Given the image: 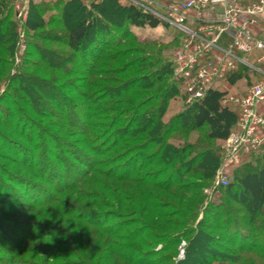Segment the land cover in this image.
Listing matches in <instances>:
<instances>
[{"label": "trees", "instance_id": "16d2710c", "mask_svg": "<svg viewBox=\"0 0 264 264\" xmlns=\"http://www.w3.org/2000/svg\"><path fill=\"white\" fill-rule=\"evenodd\" d=\"M12 2L14 0H0V45L9 44L14 47L18 25L14 21L11 24L8 22L13 14V7H9ZM29 5L30 10L22 27L26 33L35 34L36 39L42 40L43 44L28 45L32 51L28 56L34 57L37 61L27 60L25 64H32L34 69L41 72V75L29 73L30 69L24 67L23 71L16 76V82H14L15 76L13 77L6 91L0 95V102L4 105V108L0 109V124L11 128L17 118L22 122L32 123L35 131L38 129L41 131V136L33 134L30 140L42 142L41 147L37 149L42 148L43 153L50 156L44 160L55 162L58 166H63L65 162L63 156L58 153L70 147L68 155L75 160L74 163L81 164L82 169L76 168L73 171L76 174L74 177H72L73 173L67 169V175L62 184L67 188L76 184L80 185L90 174L101 172L99 171L101 170L100 163L97 160L98 155L102 152L104 154L106 149L111 152L112 149H108L110 147L120 148L121 145L132 142L138 146L137 150L150 151L146 159L147 164L137 163V167L135 166L132 172L127 171L126 168L125 170L122 168L121 173L112 170L103 171L111 185L105 184L102 188L108 191L105 196L107 200L111 198L118 202L123 199L139 207L142 215L148 213L143 221L145 223H142L144 230L155 234L152 239L165 243L164 235H168V232L161 233L159 230L164 225L167 227L172 223L165 222L164 217L157 212L148 211L149 207H146V204L154 195L146 186L151 185L154 189L162 191L179 186V190L183 192L187 189L184 186L186 178H195L194 180L205 182L212 180L223 160L222 149L217 145L210 147L193 143L188 141L187 137L194 131L205 130V138L211 142H223L228 139L240 114L238 107L223 105L224 99L231 92L221 88H211L203 98L189 105L185 104L183 112L171 118L169 122H165L163 117L168 100L176 98L184 100V95L180 91L182 88L180 80L176 76H172L170 80L164 78L172 75L167 58L146 59L145 65L137 69V74L143 72L140 79L135 81L132 79L124 83L120 81L115 89L105 85L97 87L90 81L96 76H102L97 71L99 67L106 66L108 61L117 60L115 55L111 58L109 54H106L110 50V42L107 38L111 33V22L107 21L108 18L118 19L115 23L123 22L127 26L140 28H156L161 24L159 19L144 13L125 0H100L99 2L93 0L90 4L82 0H46L42 4L32 1ZM54 13L59 19L57 23L51 16ZM55 25L63 27L55 36L50 33V30H44L46 26L54 27ZM55 41L59 42L63 49L52 46ZM50 71L53 76L51 75L52 80L48 82L47 77ZM252 73L245 67H239L235 73L227 77V82L233 85L240 79L247 78L250 84L249 79ZM165 80V84L158 86L156 93L150 98L143 99L136 104L129 103V107H119L126 105L125 100L122 99L124 95L136 96L137 89H152ZM77 81L83 82V86L78 85ZM103 82L105 83V80H102ZM102 83L100 82V85ZM129 83L131 87H127ZM42 95L49 97V100L56 104L58 98H61L60 108L50 109L43 103L44 99H39ZM97 95L102 103L95 106L92 101ZM111 96H119L121 99L112 100L109 98ZM155 98L160 99L159 105L148 108ZM109 101L112 103L110 104ZM146 107L148 109L144 110ZM27 109L33 110L34 114L40 112L44 116L53 115L57 119L54 121L57 125V133L53 134V131L48 130L46 127L49 126L48 123L37 125V121L32 118ZM77 116V120L68 119ZM28 124L23 123V126L28 128L30 125ZM58 128L59 130L66 129L67 135L71 138L76 135L84 138L69 143L67 138L60 136ZM66 133H64L65 136ZM176 133L184 134L186 139L175 137ZM0 139L3 143L17 144L12 137L1 131ZM55 140L60 145L56 146ZM97 140L101 143L98 144ZM177 141H179L178 144ZM16 147L18 148L17 145ZM261 149H264V146ZM24 151L29 154L33 163L35 159L33 152L29 149ZM152 164H162L160 169L153 172L157 183L137 177L139 168H147ZM7 168L0 163V193L15 198L18 194L17 190L24 189V186L31 183ZM167 171L169 175L165 178L164 185L158 183ZM19 178L23 181H16ZM113 184L116 186L114 187ZM124 184H131L132 190L128 191L127 185L124 186ZM111 186L115 191L110 188ZM38 187L39 185H35V188ZM223 190L229 199H217L204 207V216L200 221L202 228L191 230L193 233L189 239L187 255L179 264H264V156L257 158L251 156L248 161L240 165L235 170L233 181L224 186ZM22 197H30L29 191L24 189ZM42 202L45 203L46 200ZM102 202V204H108L106 201ZM150 206L153 208L152 205ZM171 206V204L167 205L169 208H174L177 212L176 216L180 217L181 213L178 214L176 206ZM187 206L185 204L183 208L187 209ZM209 208L215 212V215L207 211ZM60 209L62 213L59 214L66 216L67 225L72 229L70 244L75 249L79 248L80 252H72L70 260L59 258L58 263L55 264H151L147 262V259H137V252L132 247L128 249L124 245V242H137L138 237L143 235L142 230L135 229L127 236L121 237V233L124 232L121 225L100 221L90 210L79 212L80 214L77 215L75 208H66L61 205ZM205 217L212 223L210 227L203 223ZM24 225H26L25 222ZM205 228L220 233L213 236L205 232ZM29 231L25 229L21 240L14 242L12 240L13 245H8L7 252L21 250L24 239L30 235ZM40 233L38 231L37 234ZM169 238L171 241L174 240L173 237ZM225 241L234 244L236 250L224 246L221 242ZM3 244L0 242V245ZM209 246L217 251L210 250ZM12 254L9 258L11 264H52L26 262L16 253Z\"/></svg>", "mask_w": 264, "mask_h": 264}, {"label": "rangeland", "instance_id": "374dc122", "mask_svg": "<svg viewBox=\"0 0 264 264\" xmlns=\"http://www.w3.org/2000/svg\"><path fill=\"white\" fill-rule=\"evenodd\" d=\"M20 1L22 0H14V2H12L9 6L13 7V14L8 22L11 24L14 21L18 25L16 44L14 47L9 44L0 45V95L6 91L14 76V82L17 81L16 76L23 71L24 67H28L30 69L28 70L29 73H37L41 75V72L34 69L35 67L32 64H25L27 60H29V62L37 61L34 57L28 56L29 53L32 52L30 48H28V45H35L37 43L43 44V42L42 40H37L34 36L35 34L26 33L23 29L19 19ZM32 1L36 4H42L46 0H27L26 14L23 15L24 20L28 16L30 10L29 4ZM91 1L93 0H82V2L86 4H90ZM241 1L253 3L259 2L260 0ZM48 15H50L49 12ZM51 16L57 23L59 19L56 14H51ZM110 18L107 19L108 22H111V33L107 38L108 42H110V50H108L106 54H109V57L111 58L115 55L117 60L108 61L106 66L99 67L97 69L102 76H96L95 78L90 79L95 86L101 87L105 85L106 87L108 86L115 89L120 81L121 83H124L130 82L132 79H134V81L140 79L139 77H141L140 75H142L143 72L142 74H137V69L142 68L148 58L155 60H160L161 57L167 58L172 69V75L164 78L166 80H170L172 76L175 77L173 53L179 45V36L173 28L166 27L163 24H160L156 28L127 26V24H123V22L115 23L118 19L112 20L114 18ZM62 29L63 27H61V25H55L54 27L46 26L44 30H50V33L55 36L60 33ZM52 46L58 49H63V46L57 41H55ZM160 49L161 52H159ZM48 73L49 77H47V79L48 82H50L53 75L51 71ZM102 80H105V83H102ZM166 80L155 85L152 89H137L136 96L124 95L122 99L125 100L126 105L119 107H129V103L136 104L143 99L150 98L154 95V93H156L158 86L164 85ZM100 82L102 83L101 85ZM77 84L83 86V82L81 83L77 81ZM127 87H131L130 83ZM180 91L184 95L182 88H180ZM109 98L112 100L121 99L119 96H111ZM39 99H44L43 103L48 105L50 109L54 110H58L57 108H60L59 102L62 101L61 98H58V103L56 104L49 100V97L44 95L40 96ZM152 101L153 102L150 103L148 108L153 107L154 105H159L160 103V99L158 98H155ZM101 103L99 95H97V97H95L92 101V104L95 106L101 105ZM109 103L111 104L112 102L109 101ZM185 104V95L183 101L179 98L168 100L163 120L165 122H169L171 118L180 112H183L185 110ZM1 108H4V105L0 102V109ZM148 108L146 107L144 110ZM27 111L32 118L37 121V125H46V123H48L49 126H46L48 127V130L53 131V134L57 133V125L54 122L55 120L57 121V119H55L53 115L47 114V116H44L40 112L34 114L32 112L33 110L31 111L27 109ZM68 119H72L74 121L78 119V116L74 118L69 117ZM5 121H7V119ZM23 123L30 124V122H22V120L18 118L14 120V126H11L12 129L9 127H3V124H0V131L9 137H12L15 140L13 141L17 143L10 145L8 142L3 143L2 139H0V163H3L8 167L7 169L12 172L20 174V177L28 179L26 181H30L32 184L24 186V189L29 191L30 197L28 198L22 197V191L24 190L22 188L17 190L18 194H16L15 198L8 197L0 193V240H2L0 242L4 243L3 245H0V264H11V259L9 260V258L12 257V253H16L17 256L19 255L20 258L24 259L26 262L34 261L36 263L47 262L55 264L58 263L59 258L63 257L66 260H70L72 259L70 256L72 252H80L79 248L75 249V247L70 244L72 229L67 225L66 216L59 214L62 213L60 209L61 205L66 208H75L77 215L80 214L79 212H87V210H90V212H92L97 219H100V221H108L111 224H116L118 226L121 225V228L124 231L121 233V237L127 236L128 233L134 231L135 229L142 230L143 235L138 237L137 242H124V245H126L125 247L128 249H131L130 247H132L133 250L137 252V259H147V262L151 264H179V262L184 261L187 255V248L189 245V239L193 233L192 231L202 228L200 221L204 216V207H206L211 201L213 202L217 199H229L228 195H225L223 192L224 186L217 185L216 183V174L218 170L212 180L208 182L194 180L195 178H186L184 186L185 188L187 187V189L183 192L179 190V186H174L170 190L167 189V191H162L160 189L156 190L151 185L146 186L147 189H150L151 193L154 195L151 201L148 202L149 205L148 203L146 204V207H149L148 211L150 213L157 212L164 217L165 222L172 223L167 227L164 225L159 230L161 233L166 231L168 232V235H164V237H166V242L161 243L158 239H152L153 235H155L153 232L144 230L142 223H145L143 221L145 217H147L148 213H146V215H142L139 207H136L123 199L118 201L120 203L119 205L116 200L113 201L111 198L107 200L105 196L108 191L103 190L104 188H102L105 184L108 186L111 185V183H109L110 180L104 176L103 171L112 170L117 171L116 173H121L122 168H124V170L126 168L127 171L132 172L134 167H137V163L147 164L146 159L150 151L137 150L138 146H135V143L132 142L123 144L120 148L110 147L108 149H112L111 152L106 149V152H104V154H102V152L97 158L100 163L99 168L101 169L99 171L102 173L96 172L90 174L89 177L83 180L80 185L76 184L75 186L67 188L62 185L64 183V178L67 175V169L73 173L72 177L76 176L73 172L76 168L82 169V165L74 163L75 160H72V157L68 155L70 147H68V149L64 152L58 153V155H61L64 158L65 162L63 166H58L55 162L45 161L44 159L46 157L50 158V156H46V154L43 153L44 151L42 148L37 149L38 147H41L42 142H39V140L32 142V140H30V136H33V134L35 136H41V131L39 129L35 131L33 128L34 125H31L32 123L30 125L28 124V128L23 126ZM21 131L24 132L20 133ZM58 131L60 136L65 139L67 138L66 140L70 141L69 143H73L76 139L84 138L78 135L71 138L67 135L66 129L59 130L58 128ZM69 132L71 131L69 130ZM64 133H66V136ZM175 137L186 139L184 134L180 135L176 133ZM187 140L204 146L208 145L213 147L217 145L220 147L222 149L223 160L218 169L221 168L227 155V143L225 141L211 142L207 140L205 138V130L192 132L189 137H187ZM178 142L179 141H177V144ZM97 143L100 144L101 141L97 140ZM16 145L18 148H15ZM55 145H60V143L55 140ZM25 149H29L30 152H33L35 157L33 162L34 164L31 162L29 154L25 153ZM72 152H74V150ZM251 156L252 153L247 154L243 151L241 152L242 162L236 167H230L228 170L229 182L233 181L235 170L240 165H243L245 161H248ZM66 162L68 163L65 164ZM130 163L131 165L129 166ZM161 167L162 164H152L147 166V168H139L137 177H142L151 183H157V180L153 177V172ZM167 175H169L168 171L165 176H162L158 180V183L164 185ZM16 181L22 182L23 179L19 178ZM131 184H124V186L127 185L126 189L128 191L132 190ZM35 185H39V187L35 188ZM113 186L115 187L116 184H113ZM110 188L115 191L112 186ZM43 200H46V202L43 203ZM102 201H106L108 204H102ZM168 204H171L172 206L175 205L176 209L179 211L178 214L181 213V216H176L177 212L174 211V208L172 209L167 207ZM185 204L188 205L187 209L183 208ZM150 205H152L154 209ZM232 207L236 208L237 206ZM207 211L212 215H215V212L210 208ZM24 222L26 225H24ZM203 223L205 225H209V227L212 225V223L208 221L207 217H205ZM25 229L30 230V235L24 239L21 250L19 249L16 250V252H7L8 245H13L12 240L13 242L21 240L22 236L25 234ZM10 230H12V232H10ZM38 231L41 233L37 234ZM247 231H250V229H247ZM205 232L212 234L213 236L220 233L215 230H209L208 228H205ZM2 236L4 237L3 239ZM169 237H173L174 240L171 241V238ZM239 238L241 239V237ZM182 243L184 244L183 250H180ZM221 243L226 247L236 250L234 244L229 241ZM121 244H123V242H121ZM209 249L217 251V249L212 246H209ZM180 251H183L181 256ZM150 255L152 256L149 257Z\"/></svg>", "mask_w": 264, "mask_h": 264}, {"label": "built area", "instance_id": "2783aa9c", "mask_svg": "<svg viewBox=\"0 0 264 264\" xmlns=\"http://www.w3.org/2000/svg\"><path fill=\"white\" fill-rule=\"evenodd\" d=\"M125 1L178 34L173 61L186 104L203 98L211 88L223 89L227 77L239 67L259 76L244 94L231 93L223 101V105L240 111L225 141L226 158L216 174L217 185L226 186L228 170L242 162L241 152L256 153L264 146V0ZM26 7L27 0L20 1L21 24Z\"/></svg>", "mask_w": 264, "mask_h": 264}, {"label": "crops", "instance_id": "0c3cea01", "mask_svg": "<svg viewBox=\"0 0 264 264\" xmlns=\"http://www.w3.org/2000/svg\"><path fill=\"white\" fill-rule=\"evenodd\" d=\"M251 82L250 83H255L258 79L259 76H255L252 73V76L250 75ZM249 86V82L247 78H242L240 79L238 82H236L235 84H229L227 83L226 85L223 86V90H229L231 93H238V94H244L247 90ZM262 109L264 110V105L262 106ZM264 156V149H260L258 152L256 153H252V157L257 158V157H262Z\"/></svg>", "mask_w": 264, "mask_h": 264}]
</instances>
